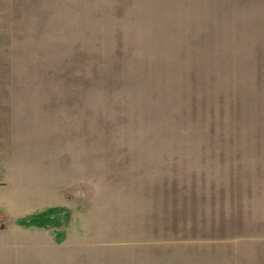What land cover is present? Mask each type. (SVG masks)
I'll use <instances>...</instances> for the list:
<instances>
[{
	"label": "rangeland",
	"instance_id": "1",
	"mask_svg": "<svg viewBox=\"0 0 264 264\" xmlns=\"http://www.w3.org/2000/svg\"><path fill=\"white\" fill-rule=\"evenodd\" d=\"M0 264H264V0H0Z\"/></svg>",
	"mask_w": 264,
	"mask_h": 264
}]
</instances>
